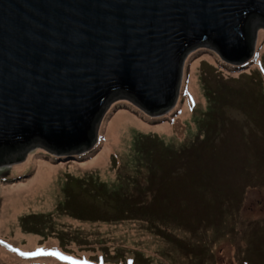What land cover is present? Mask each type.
<instances>
[{"label": "rangeland", "instance_id": "1", "mask_svg": "<svg viewBox=\"0 0 264 264\" xmlns=\"http://www.w3.org/2000/svg\"><path fill=\"white\" fill-rule=\"evenodd\" d=\"M257 35L256 56L247 65L227 63L203 50L209 47L192 52L184 65L177 109L159 122L150 123L122 105L109 109L99 147L90 157L53 155L37 145L20 161L0 165V264H149L137 253L150 264H264L263 171L255 173L264 148L256 76L264 75V27ZM200 136L217 154L205 167L223 177L207 182V195L199 180L192 179L198 175H174L158 156L178 152ZM153 151L158 157L149 168L141 156ZM162 168L168 173L165 187L158 177ZM37 175L44 186L19 191ZM97 182L107 191H135L133 196L136 189L149 187L151 192L142 196L145 203L152 190L171 195L166 201L160 198L161 203L153 200L154 206L165 207L166 218L119 219L122 207H114L119 195L106 194L103 202L86 192ZM87 205L96 211L94 221L64 209ZM53 252L71 259L48 254ZM124 256L126 260L118 259Z\"/></svg>", "mask_w": 264, "mask_h": 264}, {"label": "water", "instance_id": "2", "mask_svg": "<svg viewBox=\"0 0 264 264\" xmlns=\"http://www.w3.org/2000/svg\"><path fill=\"white\" fill-rule=\"evenodd\" d=\"M260 27L264 0H0V165L93 150L121 99L167 114L192 52L243 66Z\"/></svg>", "mask_w": 264, "mask_h": 264}, {"label": "trees", "instance_id": "3", "mask_svg": "<svg viewBox=\"0 0 264 264\" xmlns=\"http://www.w3.org/2000/svg\"><path fill=\"white\" fill-rule=\"evenodd\" d=\"M200 49L196 50L193 52V54L197 53V51H199ZM204 51H211L210 49H203ZM213 52V51H211ZM215 53V52H213ZM216 56H218L215 53ZM256 56V55H255ZM219 57V56H218ZM222 61V60H221ZM250 64V63H249ZM245 67V66H244ZM262 74H264V71L261 72ZM258 77V83H259V88H260V95L262 97L261 99V103L262 106L259 108L262 112L261 114V123H262V128L264 131V75H256ZM254 77V76H253ZM117 105H122L123 107H126L129 110L134 111L135 113L138 112V116L140 114H143V116L146 117L147 120H149V122L151 123V121L153 120H158V122L160 121V119H164L167 117V114L165 116H163L161 118V116L158 117H154V116H149L147 114H145L144 112H142L140 109H138L136 106L132 105L131 103L127 102V101H116L115 103H113V105L110 108V112L112 109L116 108ZM177 106L175 108H173L170 113L176 111ZM247 113H249L247 111ZM137 114V113H136ZM169 114V113H168ZM158 122H156L155 124H157ZM261 139H264V134L261 137ZM205 138L203 139L202 136H200L198 138V140L196 142H194L192 145H189L187 147L182 148V150H179L177 152L176 151H166L164 153H158V156H160L161 158L164 159V166L165 165H171L170 168L171 171L173 172L174 175H183L184 177H193L198 175L197 177H193L192 179L197 178L199 180L198 186L201 190V192L206 193V195L210 192H208V189H206L207 187V182H215L217 181L216 179H220L223 178L221 176H219L218 174H216L215 176L212 174V166L209 167H205L206 165V161L208 159L211 160H215L217 158V154L216 152H211V150L209 148H211V143H207L206 141H204ZM252 143L254 144V141L252 140ZM97 147H99V144L96 145V147L89 151V152H85V153H79V154H75L73 155L74 157H76L77 159H84V158H88L90 157L92 154H94L95 150L97 149ZM203 148H206V152H203ZM211 152V154H209ZM39 153H36V155H38ZM45 156H48L49 154L45 153ZM156 153L153 152H147L146 154L144 153L141 158L147 159V166H149V168H151L153 166V164L150 163L151 159L153 157H158L155 156ZM262 156L261 160L259 161L261 166H256L257 171L256 174L260 173L263 171L262 176H263V183L264 184V148L261 150V152L258 154L259 156ZM31 156V155H29ZM50 156V155H49ZM53 158H55V156L51 155ZM43 157V155L41 156ZM257 157V158H258ZM239 160H242L241 158ZM81 162H83V160H80ZM166 163V164H165ZM205 163V165H204ZM239 163V162H237ZM223 164V163H221ZM220 164V165H221ZM240 164V163H239ZM254 168V167H253ZM211 169V170H210ZM184 171V172H183ZM200 174H197L196 172H198ZM204 172V173H202ZM216 173L218 171H215ZM254 173V172H253ZM261 174V173H260ZM23 177V176H22ZM29 177V176H27ZM158 177H161V181H160V187H165L167 184V180H168V173L167 171L162 168L160 170V174L158 175ZM25 178V177H24ZM27 179V178H26ZM226 180V179H225ZM5 184L7 183H13L15 181L13 180H3ZM224 181V180H223ZM23 182V181H22ZM121 185V184H120ZM156 188V187H154ZM87 189V188H86ZM149 187H145V188H138L136 189L137 194L135 196H133V192L135 191H129V190H125L123 188V190H119L116 191L114 188L111 189V191H107L104 184L97 182L95 186L93 187H89L86 192L88 194H90V196L95 199V200H101L103 201V198L106 194H108V196L111 197L112 194H117L119 195V200L116 204V206L114 205V207H122L120 210V216L119 219H131L132 217H138L140 219H146L148 220L149 218L152 217H158L160 216L162 219L166 218L167 216V211H165V207H157L154 206L153 200L157 203V200L159 203H161L162 201H160V198H162L164 201H166L168 199V197H171V195L169 196L168 194H159V192L156 190H152L153 194H152V198L150 199V201H148L147 203H145V201L143 200L142 196L145 195L149 191ZM80 193H83V191H81ZM170 194V192H169ZM182 198V195L179 196L178 199ZM183 200L185 201L186 199L183 198ZM144 201V202H143ZM104 202V201H103ZM61 206H64L61 203ZM86 207V208H85ZM95 207V206H94ZM202 207V206H201ZM65 210H72L73 215L76 216V218L78 219H83V220H93L96 217V211L90 206H80V207H64ZM86 210V211H85ZM119 210V209H118ZM70 212V211H69ZM177 219V218H175ZM180 246L186 250L187 252H190L189 247L183 243H180ZM203 248L200 249V255L203 254ZM137 257H140L142 260L148 262L150 264L149 259H145L142 255H140V253H137ZM118 259H122L124 261V259L126 260L125 256L118 258ZM127 261V260H126ZM126 261H124L126 264H128ZM136 264H138V261H136ZM197 264H204V260H200L197 262Z\"/></svg>", "mask_w": 264, "mask_h": 264}, {"label": "bare ground", "instance_id": "4", "mask_svg": "<svg viewBox=\"0 0 264 264\" xmlns=\"http://www.w3.org/2000/svg\"><path fill=\"white\" fill-rule=\"evenodd\" d=\"M29 185H30V187L32 188V190L30 189ZM29 185L26 186V187L21 188L19 191L22 192L23 190L26 189V190H28L29 192H32L33 189L35 188V186H37V187L44 186L43 183L40 181V177H39L38 175L36 176V178H34V180H33ZM14 211H16L15 208H14Z\"/></svg>", "mask_w": 264, "mask_h": 264}, {"label": "snow or ice", "instance_id": "5", "mask_svg": "<svg viewBox=\"0 0 264 264\" xmlns=\"http://www.w3.org/2000/svg\"><path fill=\"white\" fill-rule=\"evenodd\" d=\"M49 255L57 256L58 258H63V259H71V257H66L62 256L60 253L53 252V253H48ZM22 255H28L27 253H22Z\"/></svg>", "mask_w": 264, "mask_h": 264}]
</instances>
